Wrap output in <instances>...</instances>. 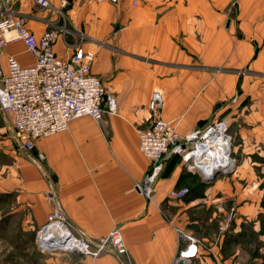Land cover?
I'll return each mask as SVG.
<instances>
[{
  "label": "crops",
  "instance_id": "obj_1",
  "mask_svg": "<svg viewBox=\"0 0 264 264\" xmlns=\"http://www.w3.org/2000/svg\"><path fill=\"white\" fill-rule=\"evenodd\" d=\"M231 1L69 0L70 32L58 38L55 51L64 59L77 45L94 51L93 72L109 83L117 112H105L99 121L76 118L68 130L42 137L26 151L0 110V133L11 131L0 136L1 152L11 163L0 172V193H16L13 215L37 233L49 222L46 194L52 191L73 228L96 240L119 227L128 253L120 258L110 252H45L44 264H174L189 243L181 231L203 242L188 264H264V99L256 92L264 82V0H238L234 10ZM6 7L24 14L39 35L60 22L36 0H0V15ZM237 33L252 34L258 53ZM8 55L24 65L35 62L22 41L4 48L0 65ZM155 88L163 93V117L181 134L228 120L236 162L227 167L235 165L231 173L207 181L206 169H187L173 155L149 202L135 184L150 164L139 130L150 125ZM195 175L201 179L196 194L169 197ZM231 203L237 204L236 217L219 238L221 206Z\"/></svg>",
  "mask_w": 264,
  "mask_h": 264
},
{
  "label": "built area",
  "instance_id": "obj_2",
  "mask_svg": "<svg viewBox=\"0 0 264 264\" xmlns=\"http://www.w3.org/2000/svg\"><path fill=\"white\" fill-rule=\"evenodd\" d=\"M36 1L43 8L52 9L60 20L53 22L41 35L28 27L24 14L6 7V14L0 15V55L9 43L22 41L35 58L33 64L24 65L14 55H8L6 65H0V110L14 128L18 147L26 151L32 150L38 139L68 130L76 118L87 115L99 121L105 112H117V100L109 83L93 72L94 51L77 45L68 59L60 57L55 51L58 38L70 32L66 14L69 0H60L58 5L51 4L49 0ZM97 1L117 3L121 0ZM236 2L234 0L233 3ZM148 106L151 121L147 128L139 130V146L150 164L135 188L149 202H153L155 182L169 158L179 155L185 168L193 170L192 164L197 161L208 162L217 157L225 143H230L231 150L232 137L226 119H217L204 128L181 134L173 122L163 117L164 97L158 88L154 89ZM230 156L236 162L233 155ZM38 159L44 160V154L39 153ZM190 192L188 186L173 188L169 197L182 200ZM46 195L51 202L49 222L55 221L59 224L58 230H64L66 250H77L93 257L110 252L122 258L128 253L119 227H114L100 239L92 240L73 228L52 191ZM221 211L219 238L232 226L237 205L233 203L228 208H221ZM44 227L38 231L39 245L44 241L41 235ZM180 234L189 243L180 250L174 264H179L180 259L187 264L198 254L203 242L182 231ZM72 241L75 244L69 246Z\"/></svg>",
  "mask_w": 264,
  "mask_h": 264
},
{
  "label": "rangeland",
  "instance_id": "obj_3",
  "mask_svg": "<svg viewBox=\"0 0 264 264\" xmlns=\"http://www.w3.org/2000/svg\"><path fill=\"white\" fill-rule=\"evenodd\" d=\"M103 2V1H100ZM110 2V1H109ZM234 0H232L231 3V9L234 10L238 6V0L234 4ZM239 39L245 40L247 42L252 41L253 44L256 47V52L260 49L258 46V41H255L252 38V34H244V33H237ZM249 39V40H248ZM258 53V52H257ZM234 66V65H233ZM217 68V67H216ZM223 69L227 70H233L232 67H221ZM234 71L240 73L242 71H248L245 68L244 69H234ZM257 95L264 99V82L259 84L256 87ZM245 103L249 104L250 101L248 98L245 100ZM228 121V120H227ZM229 132V129H228ZM11 134V131L9 128H7V132L0 133V136ZM1 139V137H0ZM36 144V143H35ZM2 142L0 141V148H1ZM17 146V145H16ZM35 148V146H34ZM33 148V149H34ZM39 154V153H38ZM37 154V158H38ZM234 157V156H233ZM235 158V157H234ZM43 161V160H42ZM10 161L7 158L6 155L1 152L0 149V172H3L4 168L8 169ZM227 173L220 172L216 175L215 179L218 177H221ZM6 179V178H5ZM1 180V178H0ZM9 180V179H7ZM12 180V179H11ZM10 180V181H11ZM201 179L199 176L195 175L191 178L190 184L187 185L189 188H192V186H196ZM9 181V182H10ZM8 188H12L11 184H6ZM184 187V186H182ZM181 188V187H176ZM15 193V192H14ZM0 198V264H44L45 258L47 254L45 251H43L39 247V242L37 239L38 231H36L29 227V226H23L21 216L20 215H13V209H14V201L17 199L14 195ZM16 194V193H15ZM233 203L229 205H222L221 208H228ZM237 205V204H236ZM222 212L220 211V214ZM237 214V212H236ZM236 217V215H235ZM234 217V219H235ZM3 220V221H2ZM234 222V221H233ZM220 223V221H219ZM218 223V234L220 233V224ZM233 224V223H232ZM232 227V226H231ZM230 227V229H231ZM230 229L223 234L224 236L230 231ZM60 250V249H59Z\"/></svg>",
  "mask_w": 264,
  "mask_h": 264
},
{
  "label": "bare ground",
  "instance_id": "obj_4",
  "mask_svg": "<svg viewBox=\"0 0 264 264\" xmlns=\"http://www.w3.org/2000/svg\"><path fill=\"white\" fill-rule=\"evenodd\" d=\"M217 157L214 159L206 162V161H197L196 164H192L191 169L197 168L198 170H205L207 173H212V171H215L216 168H226L233 165L234 160L230 156V143H225V146L223 147V150L218 152ZM59 224H57L55 221H51L47 223L44 227V231L41 232V235L43 236V244L45 247H53L55 249L64 250L66 249V244L63 242L65 240V234L64 230L59 231L58 230ZM54 236H58L56 238H53ZM60 236V237H59ZM75 244V241H72L69 246H72ZM188 264V263H187Z\"/></svg>",
  "mask_w": 264,
  "mask_h": 264
},
{
  "label": "water",
  "instance_id": "obj_5",
  "mask_svg": "<svg viewBox=\"0 0 264 264\" xmlns=\"http://www.w3.org/2000/svg\"><path fill=\"white\" fill-rule=\"evenodd\" d=\"M230 154H232V151L230 150ZM234 168H235V165L232 167V168H216V170L215 171H212V173H209L208 175H205L204 174V176H205V179L207 180V181H210V180H213L215 177H216V175L218 174V173H220V172H225V173H231L233 170H234ZM195 172H201L200 170H198V169H193ZM202 173V172H201ZM39 247L43 250V251H45V252H70V250H66V249H64V250H59V249H55V248H53V247H51V246H47V247H45V245H39ZM179 264H185V260L184 259H180L179 260Z\"/></svg>",
  "mask_w": 264,
  "mask_h": 264
},
{
  "label": "trees",
  "instance_id": "obj_6",
  "mask_svg": "<svg viewBox=\"0 0 264 264\" xmlns=\"http://www.w3.org/2000/svg\"><path fill=\"white\" fill-rule=\"evenodd\" d=\"M164 170V169H163ZM162 173V172H161ZM191 189V192L189 193V195L188 196H192V194L193 193H195L196 194V190H195V188L193 187V188H190ZM13 193L14 192H1L0 193V198H3V197H8V196H12L13 195ZM14 195L16 196V194L14 193ZM187 196V197H188ZM194 196V195H193ZM186 197V198H187ZM3 221V220H2Z\"/></svg>",
  "mask_w": 264,
  "mask_h": 264
}]
</instances>
